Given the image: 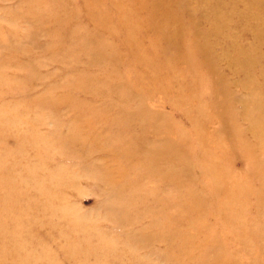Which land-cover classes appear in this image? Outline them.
<instances>
[{
  "label": "rangeland",
  "instance_id": "1",
  "mask_svg": "<svg viewBox=\"0 0 264 264\" xmlns=\"http://www.w3.org/2000/svg\"><path fill=\"white\" fill-rule=\"evenodd\" d=\"M136 2L0 0V264H264V0Z\"/></svg>",
  "mask_w": 264,
  "mask_h": 264
},
{
  "label": "bare ground",
  "instance_id": "2",
  "mask_svg": "<svg viewBox=\"0 0 264 264\" xmlns=\"http://www.w3.org/2000/svg\"><path fill=\"white\" fill-rule=\"evenodd\" d=\"M137 1L136 4H141V0H132ZM174 18V17H173ZM175 19V18H174ZM120 21V20H119ZM124 24V22H122ZM118 27H122L121 24L118 25ZM161 35V36H160ZM169 35L163 30L160 29L159 31V40L165 39ZM174 36V35H173ZM196 48L198 50H201L203 52V55L205 56L208 47L205 44L196 43ZM188 57H191V54L187 53ZM202 59V56L200 57V60ZM264 80V78H263ZM263 80H261V83H263ZM262 105L264 106V102L257 101V108H261ZM227 116H231L227 114ZM232 120V119H231ZM231 124L233 123V120L231 121ZM250 131L253 133V138L255 141L264 142V118L259 116H252L250 119ZM264 145H248L245 149L242 151L245 152V156H247L249 162H252V166H250L249 163V172L252 175H249L250 177H258L263 185L262 188H264V167L261 166L260 163H258V152L259 150H263ZM204 158L200 161V164L203 168H205L211 175L213 180V186L216 189V191L225 199L228 206L230 205H237L240 207H244L247 199L249 198V195L252 194V179H239L236 177H231L230 173L232 171L229 170V167L225 165L220 159L219 154H211L204 152L203 153ZM195 197H197L194 194ZM198 201V199L196 198ZM192 206V205H190Z\"/></svg>",
  "mask_w": 264,
  "mask_h": 264
}]
</instances>
